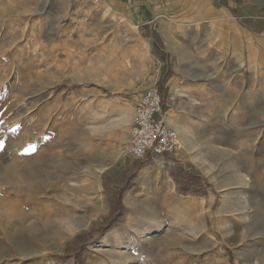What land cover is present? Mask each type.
I'll list each match as a JSON object with an SVG mask.
<instances>
[{
	"label": "rangeland",
	"instance_id": "1",
	"mask_svg": "<svg viewBox=\"0 0 264 264\" xmlns=\"http://www.w3.org/2000/svg\"><path fill=\"white\" fill-rule=\"evenodd\" d=\"M232 1L264 11V0ZM208 4L149 0L145 33L128 16L140 9L119 0H0V264H264V38L257 109L247 114V57L242 46L233 64L227 34L226 75L245 85L227 97L225 125L191 132L193 180L171 175L188 182L169 203L171 221L154 216L132 244L112 232L127 225L126 193L142 168L128 152L138 98L169 76L167 47L182 67L193 52L207 58L219 33L198 8Z\"/></svg>",
	"mask_w": 264,
	"mask_h": 264
},
{
	"label": "crops",
	"instance_id": "2",
	"mask_svg": "<svg viewBox=\"0 0 264 264\" xmlns=\"http://www.w3.org/2000/svg\"><path fill=\"white\" fill-rule=\"evenodd\" d=\"M119 1L124 6L138 7L140 12H134L132 16H128L132 19L143 20V30L145 33L152 29V23L148 20L147 12L144 11V9H147L149 0ZM208 1L209 4L207 6L198 8L208 10L209 19L212 20L209 23L218 25L219 33L217 34V44L213 45V49L209 51L207 58L200 60L198 54L193 52L192 59L187 60L182 67L181 61L178 62V59L175 62L176 64L173 62L174 55L178 58L176 45L174 49L167 47V52L172 56V65L165 83H161L162 85L160 86L164 95L163 118L169 126L180 131H188L187 128L191 132L198 133L218 130L219 126L217 128L216 126L213 128L210 126L215 122L225 125V117L232 106V103L228 102L227 97L235 99L236 94H238L235 90L238 87L240 88L241 85H245V80L242 76L230 77L226 75L225 61H223L225 60L226 52L221 51V48L222 46H226L227 34L234 37L232 47L235 50H229L230 52H237L235 57L233 55V64L238 62L240 65L242 62L243 55H241V49L244 46L248 64L246 73L250 76L249 93L245 99V108L248 110L247 114H251L257 109L256 85L258 83V76L255 75L257 62L256 42L257 39L264 38V11L259 12L257 7L247 5L248 3L243 1L240 3L232 1V4H229V0L226 1V4H222L220 0ZM195 10L197 8L193 9L194 12ZM202 16H204L203 11H201L200 17ZM222 20H228V24H225ZM150 44L152 49H155V44L152 41H150ZM160 72L159 77L161 75ZM211 72L216 75L213 81L210 78ZM261 81V83H264L262 79ZM230 84H234L235 86L231 87L229 86ZM231 88L234 91H231ZM145 90H142L141 94ZM233 115L237 117L239 124L241 120H244L239 110L235 111ZM192 150L191 143H188L184 149L177 153L164 156H149L145 160H137L142 167L135 179V184L138 187H132L126 193L125 202L127 209L125 211V222H127V225H115L112 227V232H114L113 234L118 239L115 240L116 242L124 243L125 245L126 243H137L139 233H143L146 230L144 229L143 231V227L153 228L157 224L153 220V217L156 215L160 214L166 221H171L175 211L169 203H177V187L179 191L182 188L187 189L182 185H186L188 182L183 183V181L193 180L191 167L195 163L192 158ZM164 171L167 174L164 175ZM178 174L181 175L180 177H183L182 183L179 179L174 181L171 177V175L176 177ZM161 202L167 203V205L164 208L161 206L159 211L158 205ZM148 205L153 206H150L149 211L144 212L143 208ZM176 207L184 209L183 205L179 206L178 204ZM125 254L123 252L121 255L122 259L125 260L137 259L142 261L146 256L142 252L128 253L130 257Z\"/></svg>",
	"mask_w": 264,
	"mask_h": 264
},
{
	"label": "built area",
	"instance_id": "3",
	"mask_svg": "<svg viewBox=\"0 0 264 264\" xmlns=\"http://www.w3.org/2000/svg\"><path fill=\"white\" fill-rule=\"evenodd\" d=\"M164 97L158 85L146 89L135 106L129 154L136 160L174 154L183 149L175 129L163 118Z\"/></svg>",
	"mask_w": 264,
	"mask_h": 264
},
{
	"label": "bare ground",
	"instance_id": "4",
	"mask_svg": "<svg viewBox=\"0 0 264 264\" xmlns=\"http://www.w3.org/2000/svg\"><path fill=\"white\" fill-rule=\"evenodd\" d=\"M146 67V66H145ZM147 68V67H146ZM131 121V113L130 112H127L124 114L123 116V119H122V122L123 123H129ZM175 130L177 131L178 135L180 136L179 138H181V142H183L182 144H188V142L191 141L190 139V134H191V131H189V129L187 128L188 131H180L179 129H176ZM184 130V129H183ZM189 148V147H188ZM164 166V165H163ZM165 167V166H164ZM197 231V230H196ZM195 232V231H194ZM193 232V233H194ZM104 246V245H103ZM100 248H103V247H100Z\"/></svg>",
	"mask_w": 264,
	"mask_h": 264
},
{
	"label": "trees",
	"instance_id": "5",
	"mask_svg": "<svg viewBox=\"0 0 264 264\" xmlns=\"http://www.w3.org/2000/svg\"><path fill=\"white\" fill-rule=\"evenodd\" d=\"M159 53V55L161 56V57H165V55L164 54H162V53H160V52H158Z\"/></svg>",
	"mask_w": 264,
	"mask_h": 264
}]
</instances>
